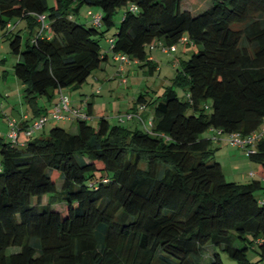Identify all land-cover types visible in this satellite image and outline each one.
Listing matches in <instances>:
<instances>
[{
    "label": "trees",
    "instance_id": "obj_1",
    "mask_svg": "<svg viewBox=\"0 0 264 264\" xmlns=\"http://www.w3.org/2000/svg\"><path fill=\"white\" fill-rule=\"evenodd\" d=\"M186 2L198 0H0L2 35L34 114L23 127L48 112L39 97L79 89L107 60L100 40L119 10L111 50L152 71L159 42L197 46L161 96L137 97L138 109L153 108L148 121L129 111L143 128L105 116L91 124L89 102L90 119H70L75 131L54 124L23 143L0 136V264H224L219 250L264 264V183L228 180L201 136L263 132L247 154L264 177V0ZM82 6L98 8L101 24L77 21ZM22 20L26 36L10 29Z\"/></svg>",
    "mask_w": 264,
    "mask_h": 264
},
{
    "label": "crops",
    "instance_id": "obj_2",
    "mask_svg": "<svg viewBox=\"0 0 264 264\" xmlns=\"http://www.w3.org/2000/svg\"><path fill=\"white\" fill-rule=\"evenodd\" d=\"M198 4H199V0L197 4H195L197 6L194 8H198ZM21 24H23L22 26L24 27L22 28L21 26L20 29H24L23 31L27 32L26 23H22V21L20 23H11L10 29H17ZM2 34H3V31L0 28V37L2 36ZM111 39H112V35H109L108 37H106V46L104 47L102 46L103 52L107 53V60L101 65L99 69H97L89 77L88 82L86 83L87 84L86 86H82L79 89H77L76 91H78V93H75V94L72 93L73 90H67V89L57 90L55 91L54 97L51 101H49L46 96H41L37 99V105L41 108L42 107L47 108V110L51 109L54 103L58 101L61 91H62L63 93L69 96L72 106L83 107L87 105V103L91 102L92 103V115L91 116L93 118L105 116L109 119L110 114L108 113H110V111H113V110H110L108 109V107L107 108L105 107L106 104L108 103L106 102L105 97L102 96L104 88L107 87V91H110L109 93L113 96L114 87H115L114 81H112L113 79H118L120 83L126 84L125 86L127 88H131L132 85L130 86L128 85V78L132 70L134 69V66L135 65L141 66V67L146 66L144 63H141L137 60H131L130 63H126L124 65V74L126 76V81H122L121 79L122 75H121V69H120L121 66L119 64V61H117L116 58L114 57V52L111 50ZM183 45L186 46L188 44L183 43ZM154 47L152 49H154ZM160 48H161L160 50L162 53H166V54L170 53L169 51H164L162 47ZM184 49L188 50V47H185ZM177 51H178V47L176 46V50L174 52H177ZM13 56H16V57H12V55H10L8 50L7 51L5 50L4 52V48L2 50L0 49V136L4 137L8 141L10 140L8 137V132L10 130V126H9L10 119L20 120L21 118H24V117L32 118V116H34L33 111L31 110L30 106L27 103H25L23 99V94H22L23 85L20 79L17 78V76L14 73V63H15L14 59H17L18 56L15 54ZM149 57L152 59V63L156 64V70H158L161 73L162 68L159 65L160 61L157 58V56L153 52H151L149 53ZM182 60L184 59H182L181 57L177 55H174L173 60L171 62V66L175 68V70H177V68L180 67V62ZM165 78L167 79L166 80L167 84L165 86L171 84L172 77L170 78L167 74H165ZM140 81L141 79H139V83H138L139 86L141 84ZM182 91H183V96H185L186 91L184 90ZM136 94L135 96L133 94L132 99L129 102H127V104L128 103L130 104L128 108L125 110V112L136 111L140 114L142 119H144L145 121H148L150 117L153 116V111L149 110L150 107H147L145 109H138L136 107L135 102L139 95L136 97ZM131 103H132V106H130ZM118 113H121V112H118ZM115 116L117 115L114 114V117ZM64 121L70 122V123L74 122L70 119H65ZM125 122H130V125H128L130 127L140 126L143 128L142 122L139 121L138 119H130L127 121L125 120ZM49 123L54 125V124H58L59 121L57 122L50 121L46 125H48ZM46 125L41 130L37 131L35 133V136L43 134V133H47L46 131H49L48 129H50L52 125L50 127H46ZM208 138L211 139V137H208ZM27 139L28 138H26L22 132L19 134V141L21 143L25 142ZM249 166L251 170H249L247 174H242V176H240L241 177L240 179L244 180L247 177L249 181L252 178H259L264 183V177L261 174L260 165L258 167V165L256 166V165L249 164Z\"/></svg>",
    "mask_w": 264,
    "mask_h": 264
},
{
    "label": "rangeland",
    "instance_id": "obj_3",
    "mask_svg": "<svg viewBox=\"0 0 264 264\" xmlns=\"http://www.w3.org/2000/svg\"><path fill=\"white\" fill-rule=\"evenodd\" d=\"M207 1L209 2L210 0H199V7L200 8L205 7L208 4ZM51 2L52 0H48L49 4H51ZM186 4L195 7V4H191L190 2H186ZM89 10H93L94 12H99V9L96 7L82 6L80 8L79 13L74 15V18L79 22L89 24L90 18H91V15L88 14ZM121 17H122V10H119V12L115 15L116 26H118V24L120 23ZM14 21L17 22L18 19H14ZM22 23H25V20H22ZM22 25L23 24H21L18 28L20 29ZM116 26L111 28L106 33L105 37L101 38L100 42L103 47L106 46V37L116 32V29H117ZM23 27L24 26H22V28ZM18 28L16 30H18ZM22 33H23V36H26L25 32L22 31ZM159 46L160 45H156L154 49L149 50V53L153 52L159 59L160 61L159 65L162 68L161 73L158 70H156V68H154V71H152L151 67L148 64L142 67L135 65L134 69L132 70L128 78V85L129 86L132 85L131 88H127L125 86L126 84L120 83L118 79L112 80L114 81V86H115L113 96L109 93L110 91H107V87L104 88L102 96L105 97L106 102L108 103L106 104L105 107L106 108L108 107V109L113 110V111H110V113H108L110 114L109 121L111 123H115L118 121V117H119L118 115L126 114L125 110L128 108L130 104V103L127 104V102H129L132 99L133 94L135 96L137 91L138 92L136 94V97L140 93H145L148 96V98L150 96L153 98L161 96L163 94L165 85L167 84V81H166L167 79L165 78V74H167L170 78L174 77L176 74L175 68L171 66V62L173 60L174 55H177L181 57L182 59H188L193 53V51L197 49L196 45L188 44L185 46L183 45V43H177L178 51L170 52L166 54V53L161 52L160 50L161 46L160 47ZM185 47H188V50H185L184 49ZM3 48H4V52L5 50L6 51L8 50L10 55H12V57H16V56H13L14 54H11L10 52L9 40L7 39V36L2 35L0 37V49L2 50ZM14 60L16 62V59ZM139 79H141L140 86L138 85ZM86 85L87 84L85 83L83 86H86ZM177 90H178L179 95L183 96L182 89L180 87H177ZM72 93L75 94V93H78V91L73 90ZM130 106H132V103ZM149 110L153 111V108L150 107ZM118 112H121V113H118ZM114 114L117 116L114 117ZM98 119L99 117H94L93 119H90V123L96 125ZM118 122L126 126L130 125V122H125V121H118ZM51 123L46 125V127H50L52 125ZM58 125H61L70 131H75L76 129V122L70 123V122H65L64 120H62V121H59ZM201 136L211 137V147L214 150L215 159L221 163L223 172L228 180L230 181L233 180V181H238V182H247L248 181L247 177H246L247 179L245 178L244 180H241L240 176H242V174H247L249 170H251L249 164L256 165V166L258 165L259 167V164L257 162L251 161L248 158V154L246 153L247 151L244 148L231 145L226 139L227 137L225 134L224 135L218 134L214 132L213 130L209 129V130L204 131L201 134ZM0 161H1V154H0ZM261 193L262 191H258L257 195ZM58 205L59 207H64L65 203L64 202L58 203ZM17 250H19V247H11L8 249V253H11ZM212 250L213 248L210 245H208L205 248L203 261H206L208 259V257L211 255ZM219 252H220V255H221V258L224 264H240L237 260L230 258L226 252L222 250H219ZM247 255L251 260H256L258 258L256 252L253 250H249Z\"/></svg>",
    "mask_w": 264,
    "mask_h": 264
},
{
    "label": "built area",
    "instance_id": "obj_4",
    "mask_svg": "<svg viewBox=\"0 0 264 264\" xmlns=\"http://www.w3.org/2000/svg\"><path fill=\"white\" fill-rule=\"evenodd\" d=\"M88 14L91 15L92 21L96 25L101 24V15L99 13H94L93 11L89 10ZM45 16L39 15L38 20L41 23L42 29L46 26L44 23ZM182 43H188L187 37H183L181 39ZM112 43V39H111ZM159 45L162 47L164 51L173 52L176 50V45L171 46H165L162 42H159ZM114 57L117 61H119L120 69H121V79L122 81H126V76L124 74V65L126 63H130L131 59L123 53H114ZM118 121H124L125 119H130L134 116L131 112H126L125 115L120 114L118 115ZM25 119L27 117H24ZM23 118V119H24ZM74 118H81V119H90L91 116L87 112L86 105L83 107H74L71 105L70 98L68 95L63 93L61 91L60 97L58 101L54 103V105L51 107V109L48 110L47 113L39 116L38 118L34 119L28 126L23 127L21 124V121L23 119H10L9 120V126L10 130L8 132V137L13 143L19 142V134L22 132L26 138L32 137L33 134L42 129L49 121H61L65 119H74ZM151 125V122H149V126ZM264 131V127H263ZM218 133H221L219 130ZM263 132L259 133H253L249 136L243 137L237 132L226 134V139L228 142L233 146H238L244 148L247 153L253 152L254 142L259 138L260 135H262ZM250 145V146H248Z\"/></svg>",
    "mask_w": 264,
    "mask_h": 264
}]
</instances>
